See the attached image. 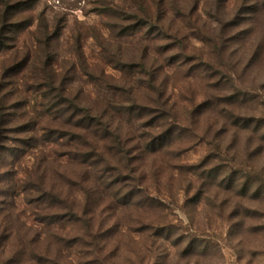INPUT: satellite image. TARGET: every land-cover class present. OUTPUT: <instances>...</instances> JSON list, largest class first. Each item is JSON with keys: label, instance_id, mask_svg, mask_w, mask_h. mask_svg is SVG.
<instances>
[{"label": "rangeland", "instance_id": "obj_1", "mask_svg": "<svg viewBox=\"0 0 264 264\" xmlns=\"http://www.w3.org/2000/svg\"><path fill=\"white\" fill-rule=\"evenodd\" d=\"M11 1L0 264H264V0Z\"/></svg>", "mask_w": 264, "mask_h": 264}, {"label": "trees", "instance_id": "obj_2", "mask_svg": "<svg viewBox=\"0 0 264 264\" xmlns=\"http://www.w3.org/2000/svg\"><path fill=\"white\" fill-rule=\"evenodd\" d=\"M1 5H2V7L0 8V17H1L0 18V23H1L0 24L1 25L0 36L4 35L3 37H5L6 33H8L11 28H13V27L15 28L16 27L15 25H17L15 22H13V19H15V17L17 16V13L20 11L21 4H20V2L13 3L11 0H5L3 3H1ZM0 45H1V40H0ZM48 63L49 62H45L43 67L41 68V70L43 69V78H44V83H45L44 85H45V87L50 89L54 82H53L52 77L50 75L48 76V71H49V67H50V65ZM30 65H33V64H31V57L25 59L23 62H21V64L20 63L15 64L13 67L6 68V66L3 65V66H1V69H0L1 76H4L5 74H8V73L14 74L15 72H13V71L23 72ZM45 73L47 75H45ZM10 95H11L10 92H6V88L4 87V85L2 83V79L0 78V153L4 149L7 148L6 143L3 142V139H5V137L7 136V133L13 131V129L19 127V128H21V130L23 132L31 131V130L35 131V128L33 126H31L30 121L25 122L24 120H22L23 122L16 123V121H14L15 119L11 116L12 114H9L8 110H9V108L12 107V104L10 102L11 101ZM83 111H85L84 116H83V120L88 121V120L93 119L90 109L85 108ZM160 117H163V116H160ZM86 123L87 122H85L83 124L77 123V125L80 128L85 130L86 134L80 135V136H83V138H85V139H87L89 134H91L90 127L94 128V126H95V129H98V130L106 129V130L110 131V129H111L110 125H106L102 120H99V122L94 124V126H89V124L87 125ZM160 123H158L157 125H161ZM12 125H14V127ZM153 127L154 126H152V128ZM164 135L165 134H162L161 138L164 137ZM114 141H115V143H118L117 145H118V148L120 149L119 145H121V138L118 137V135H117V138ZM92 145L96 146V144H94V143ZM124 194L130 195V194H133V191H130L127 193H122L121 197H125L126 195H124ZM89 239H90L89 243H91V245H93L97 249L104 248V246L107 245V243H108L105 240H103V238L98 237L96 234H94V235L91 234Z\"/></svg>", "mask_w": 264, "mask_h": 264}]
</instances>
